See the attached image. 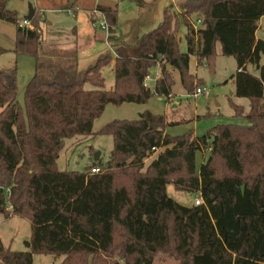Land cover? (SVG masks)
<instances>
[{
    "label": "trees",
    "instance_id": "1",
    "mask_svg": "<svg viewBox=\"0 0 264 264\" xmlns=\"http://www.w3.org/2000/svg\"><path fill=\"white\" fill-rule=\"evenodd\" d=\"M9 1L0 0V23L16 27L14 52L36 64L23 105L17 69H0V216L29 221L32 233L25 252L12 251L0 237V264H33L35 255L62 258L61 264H155L159 256L176 264H264V40L256 36L264 0H188L178 10L166 8L163 22L132 45L115 37L117 7L98 4L94 11L106 19L115 56L101 55L86 71L76 54L43 58L42 15L34 10V30L22 29ZM218 44L237 63L235 96L248 99L250 111L233 109L247 125L174 137L167 128L177 123L147 111L93 132L109 105L171 97L172 71L188 94L204 88L190 61L214 70ZM112 63L115 85L106 91L102 70ZM154 68L161 76L152 92L146 80ZM99 135L114 140L105 165L94 162L85 173L59 170L67 140ZM206 151L198 170L197 154ZM170 185L202 204L181 206L168 196Z\"/></svg>",
    "mask_w": 264,
    "mask_h": 264
},
{
    "label": "rangeland",
    "instance_id": "2",
    "mask_svg": "<svg viewBox=\"0 0 264 264\" xmlns=\"http://www.w3.org/2000/svg\"><path fill=\"white\" fill-rule=\"evenodd\" d=\"M176 1L181 3L187 0ZM144 2V6L140 7L130 1L119 2L116 0H10L8 9L18 14L20 23L29 15L31 9L40 13L42 15L40 48L42 53L40 52V55L46 58L45 56L50 53L57 51L63 53V50L66 49L68 52L63 54H76L79 70L86 71L96 63L101 55L111 53L112 56H115V39L101 27L102 18L97 17L98 22L93 27L97 35L93 39L87 13L89 12L90 16L94 18V9L98 4L117 7L119 22L115 37L132 45L137 42L139 37L156 29L163 22L166 7H174L171 6L174 4L171 0H144ZM177 7L175 8L178 10ZM67 10L73 11L67 12ZM193 21L197 29L201 27L200 24H196V17L193 18ZM95 22L94 20L93 24ZM50 24L54 25L55 29L51 28ZM76 27L81 32L78 37L72 33ZM186 34L187 29L182 26L180 36H183V39L180 48L183 53L187 52ZM260 38L264 40V28L260 32ZM15 43L16 27L9 23H0V48L6 50L4 54H0V69L4 71L17 69L18 101L23 105L26 87L35 74L36 62L30 56H18L14 52ZM190 72L204 82V88L209 91L208 97H190L196 90L188 94L181 83L179 73L175 71L174 77L172 74L175 84L172 89L173 99L171 101H168L167 97H153L143 105L124 104L119 107L109 105L103 115L95 121L93 132H100L114 121H136L141 114L147 111L164 116L169 123H177L167 128V132L174 137L192 132L195 137L202 138L218 126L247 125L245 118L236 117L233 109V105H236L242 106L245 109V114L250 111V101L237 98L234 94L235 84L232 78L237 72V63L233 58L224 57L221 54L216 58L214 70H211L207 65L198 66L197 58L192 57ZM157 74L158 69H152L151 76L146 81V85L152 92L155 90ZM102 75L105 81V90L111 91L115 85L114 64L105 67L102 70ZM85 88L93 89L90 85H86ZM113 149L114 140L111 136L99 135L67 140L58 160V168L62 172L85 173L93 166L96 153L101 154L100 161L105 165L110 160ZM206 154L208 151L197 154L198 170L207 160ZM150 162L151 160L146 162V167ZM168 196L187 208L194 207L196 200L200 199L195 194L177 192L171 185L168 186ZM31 228V223L27 220L17 217L5 219L4 216H0V237L3 244L14 252L27 251L25 241L31 236ZM62 260V258L55 259L52 256L35 255L33 264H61ZM155 264H176V262L165 256H159Z\"/></svg>",
    "mask_w": 264,
    "mask_h": 264
},
{
    "label": "crops",
    "instance_id": "3",
    "mask_svg": "<svg viewBox=\"0 0 264 264\" xmlns=\"http://www.w3.org/2000/svg\"><path fill=\"white\" fill-rule=\"evenodd\" d=\"M174 4H172L171 6H174V7H177L178 5H180L181 3H184V2H186V1H184V2H181V3H178L176 0H171ZM188 1V0H187ZM166 8H168V7H166ZM165 8V9H166ZM54 11H59V10H54ZM73 11V10H72ZM71 11V12H72ZM67 12H70V10H67ZM75 13V12H74ZM75 15H76V13H75ZM87 15H88V22H89V24H90V26H91V34H92V38L94 39V38H96V36L95 35H97V33H96V30H95V28H93L94 27V24L92 23V18L90 17V14H89V12L87 13ZM93 20H97L96 19V17H94L93 18ZM51 26V28H53V29H55V26L54 25H52V24H50ZM197 28V27H196ZM263 28H264V18H262L261 20H260V22H259V25H258V30H257V34H256V36H257V39H262V38H260V32L263 30ZM72 33L75 35V36H77L78 37V35L79 34H81V32H80V30L78 29V27H76L75 29H73L72 30ZM181 37V39H183V36H180ZM263 40V39H262ZM40 48H41V45H40ZM41 53H42V51H40ZM64 52H68L66 49H64L63 50V53ZM62 53V51H57V52H55V53H50V55H47V56H45V57H47L48 59H50V58H56V57H58V56H61V55H64ZM67 54V53H66ZM217 54H218V56H220L222 53H221V46L218 44V46H217ZM78 64H79V62H78ZM158 69V74H157V76H156V78L155 79H159L160 78V69L159 68H157ZM174 72L175 71H172V74H173V77H174ZM235 94V93H234ZM173 99V97L171 96V97H169L168 98V101H171ZM198 103L199 104H201V102L200 101H198ZM174 108H176V106H174ZM167 120V119H166ZM168 122V121H167ZM208 154H209V152H208ZM208 154H206L207 155V157L209 156Z\"/></svg>",
    "mask_w": 264,
    "mask_h": 264
},
{
    "label": "built area",
    "instance_id": "4",
    "mask_svg": "<svg viewBox=\"0 0 264 264\" xmlns=\"http://www.w3.org/2000/svg\"><path fill=\"white\" fill-rule=\"evenodd\" d=\"M70 12H71V10H70ZM94 14H95V17H96V19H97V17H101L102 18V22H101V27L103 28V29H105V30H107V22H106V19H105V17H104V15H102L101 13H99V12H97V11H94ZM97 22H98V20H96V22L94 23V27H95V24H97ZM20 27L22 28V29H29V30H34V27H33V25L31 24V22H28V21H26V20H24V21H22L21 23H20ZM149 79V78H148ZM147 79V80H148ZM146 80V81H147ZM157 80L158 79H155V83L157 82ZM147 86V85H146ZM148 87V86H147ZM200 96H205V97H208L209 96V91L207 90V89H205V88H198V89H196V91H195V93L192 95V96H190V97H195V98H198V97H200ZM93 173H100V169H94L93 171H92ZM202 204V200L201 199H197L196 200V202H195V206H200ZM7 209L8 210H11L12 208H11V206L10 205H8L7 206Z\"/></svg>",
    "mask_w": 264,
    "mask_h": 264
},
{
    "label": "water",
    "instance_id": "5",
    "mask_svg": "<svg viewBox=\"0 0 264 264\" xmlns=\"http://www.w3.org/2000/svg\"><path fill=\"white\" fill-rule=\"evenodd\" d=\"M34 17H35V12H34L33 9H31L29 15L25 18V20L28 21V22H32ZM179 40H181L180 36H179ZM168 69L170 70V67H168ZM100 156H101L100 153H96L95 154V162H99L100 161Z\"/></svg>",
    "mask_w": 264,
    "mask_h": 264
}]
</instances>
